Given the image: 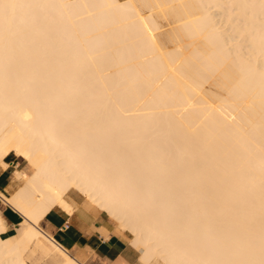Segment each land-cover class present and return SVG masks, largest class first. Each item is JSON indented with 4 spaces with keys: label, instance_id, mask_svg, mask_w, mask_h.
<instances>
[{
    "label": "bare ground",
    "instance_id": "6f19581e",
    "mask_svg": "<svg viewBox=\"0 0 264 264\" xmlns=\"http://www.w3.org/2000/svg\"><path fill=\"white\" fill-rule=\"evenodd\" d=\"M11 154L0 264H84L41 227L75 196L144 264H264V0H0Z\"/></svg>",
    "mask_w": 264,
    "mask_h": 264
},
{
    "label": "crops",
    "instance_id": "0c3cea01",
    "mask_svg": "<svg viewBox=\"0 0 264 264\" xmlns=\"http://www.w3.org/2000/svg\"><path fill=\"white\" fill-rule=\"evenodd\" d=\"M8 161L10 167L0 169V189L5 192L14 169L20 165L16 157L8 158ZM74 198L77 208L73 214L55 209L42 219L41 227L84 264H144L139 258L140 251L125 236L116 232V226L105 212L86 206L78 196ZM2 212L9 231L13 232L22 215L11 206L3 207ZM47 256H50L51 264H60L62 261L60 256Z\"/></svg>",
    "mask_w": 264,
    "mask_h": 264
},
{
    "label": "rangeland",
    "instance_id": "374dc122",
    "mask_svg": "<svg viewBox=\"0 0 264 264\" xmlns=\"http://www.w3.org/2000/svg\"><path fill=\"white\" fill-rule=\"evenodd\" d=\"M16 156L14 155V154H11L10 156H9V159H12V158H15ZM17 158V157H16ZM17 160L19 161V159L17 158ZM20 162V165H21V167H22V169H24L25 171H29V170H31V168H30V165L29 164H27V163H25L24 161H19ZM20 165H19V168H21L20 167ZM12 179H13V174H12V177H11V181H12ZM5 192V191H4ZM7 194H9V192L7 191L6 192ZM80 199H82L83 201L85 200L83 197H81V196H78ZM5 206H8L7 204H5V203H2V202H0V214L2 215V216H4L3 215V212H2V208L3 207H5ZM109 217V216H108ZM23 229H24V225L21 223V221L17 224V227H16V229L13 231V232H17V233H20V232H22L23 231ZM43 255V256H42ZM49 255H56V256H60V258L61 259H63V257L61 256V254L58 252V251H54V252H52L51 254H49ZM28 263L29 264H51V259H50V256H47V255H45V254H43V251L42 250H40V251H38V252H36V253H34V254H29L28 255Z\"/></svg>",
    "mask_w": 264,
    "mask_h": 264
}]
</instances>
